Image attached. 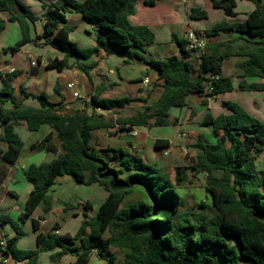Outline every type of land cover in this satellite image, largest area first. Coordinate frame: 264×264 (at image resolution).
<instances>
[{
  "label": "trees",
  "instance_id": "trees-1",
  "mask_svg": "<svg viewBox=\"0 0 264 264\" xmlns=\"http://www.w3.org/2000/svg\"><path fill=\"white\" fill-rule=\"evenodd\" d=\"M138 1L154 6L158 0H85L83 3L42 0L44 30L34 38L37 16L21 0H0V33L9 22H15L22 35L6 52L15 54L42 38L65 54L62 59H52L47 64L49 69L63 71L79 67L89 75V67L79 62L104 50L121 58L126 65L136 59L145 61L163 80V93L155 105L114 121L98 114L97 109L107 112L124 109L132 102L131 98H101L98 89L90 103L85 102L91 108L90 113L82 110L70 114L62 103H51L46 94L34 96L21 87L22 98L40 103L39 108L28 107L18 101L13 87L20 72H0V125L4 128L0 138L8 144V150L0 152L5 162L0 166V182L9 173L6 163L15 164L24 146L16 126L25 123L30 132L49 126L53 131L37 144L38 149L57 153L58 147L53 142L57 135L64 150L53 161L30 165L24 170L34 189L19 219L23 224L31 221L37 234V248L19 249L25 232L11 217L0 213V228L11 225L15 231L6 251H0V264L2 255L11 256L16 263L38 264L43 253H51L50 260L54 263L74 254L77 257L74 264H89L94 252L106 264H264V170L258 166L259 156L264 152V123L239 103L225 102L230 111L227 115L215 117L211 112L205 115L202 125L212 128L216 142L208 143L201 135L194 145L199 153L192 165L175 167L173 177L129 148L106 149L101 155L90 144L92 133L101 129L118 127L132 132L140 127L167 126L172 109L184 108L190 95H204L208 87L212 90L207 96L212 99L235 91L232 79L223 75V64L232 57L247 58L241 64L244 76L237 90L264 93V0H247L255 5V10L245 23L223 21L204 31L207 38L229 31L246 35L254 40L248 41L250 45L234 50L233 41L208 43L199 64L192 59L188 40L177 36L172 41L180 48V57L147 58L148 48L156 40L154 33L146 26H133L128 21ZM212 4L229 18L238 16L236 0H212ZM71 10L82 14L96 28L95 47L82 48L71 40L72 30L66 26ZM191 18L204 20L208 13L193 9ZM71 57L77 60L75 64H70ZM208 103L206 98L203 104ZM8 105L12 108H7ZM170 146L168 139L154 142L157 150ZM190 171L206 176V190L214 207L212 214L182 211L185 201L180 186L191 181ZM65 175L86 186L97 184L108 196L96 216L82 222L75 236L56 234L58 225L44 234L40 231L44 217L36 220L32 215L41 203L45 214L52 210L49 192L56 179ZM201 205L206 209L204 203ZM84 208L87 216L91 204L86 202ZM112 248L124 253L122 261L112 254Z\"/></svg>",
  "mask_w": 264,
  "mask_h": 264
},
{
  "label": "crops",
  "instance_id": "crops-1",
  "mask_svg": "<svg viewBox=\"0 0 264 264\" xmlns=\"http://www.w3.org/2000/svg\"><path fill=\"white\" fill-rule=\"evenodd\" d=\"M76 1L83 3L85 0ZM21 2L37 16L38 21L33 31V37L40 36L43 33L45 23V12L42 7V0H21ZM236 3L237 7L235 12L238 16L229 18L222 10L213 7L212 0H158L154 6H147L143 1H138L128 21L133 26H146L154 33L156 40L154 44L149 46L147 58L165 59L171 56L180 57V48L172 41L173 36H177L179 39H186L187 33L190 30L196 31V33L198 32V35L205 36L204 31L210 30L216 24L223 21L231 24L245 23L248 15L255 10V5L247 0H236ZM239 7H242L244 12H246L240 13L238 11ZM197 8L206 11L208 13V18L204 20L192 19V10ZM5 17H7V15H5ZM66 26L72 30L70 38L80 47L92 48L96 46V28L88 23L82 14L71 10L67 14ZM11 32L12 36L22 38L20 26L18 27V23L15 22H9L6 29L0 33V72H20V75L13 82V87L16 90L18 101H22L25 106L39 108L40 103L36 99L22 98L19 93L21 87H23L27 93L34 96L46 94L48 100L53 104L62 103L67 113L71 114L82 110H86L90 113L91 108L86 107L85 102L90 103L92 96L95 95L96 91L99 89L101 90V98H131L132 102L126 108L113 111L116 112L119 117L128 118L136 112L142 111L147 106L155 105L163 93V80L159 78L157 70L141 59H136L133 63L126 65L118 56L110 55L104 50H101L90 59L79 62V64L89 67V75L79 67L58 71L56 69H49L47 64L52 59L64 58L65 54L55 49L50 44H47L45 39L39 38L36 43L26 45L15 54L6 52L5 49L11 45ZM207 39L209 43H228L233 41L232 45L234 50H237L243 45H250L248 41H254L246 35L241 36L231 31L222 32L218 36ZM47 49H51L54 58H49L45 61L41 51ZM246 60V57H232L223 64V75L232 79L236 88L235 91L221 94L217 98L209 100L207 106L203 104V101L206 99L203 95H190L187 100V105L184 108H180L178 111L177 109L171 110L170 124L177 129V134L182 140L188 139L190 142H188V144H192L196 142V137L198 141L199 137L202 135L206 142H216V137L213 134L212 128L210 126H203L202 121L209 112L215 117L222 114H229L230 111L224 103L228 101L237 103L240 101L242 103V99L247 93H250L237 90L244 76L241 64ZM69 62L70 64H75L77 60L71 57ZM194 62L195 64H199L197 60H194ZM52 78L54 79L53 81ZM247 80L250 82L257 81V79ZM69 83L75 84L74 91L68 89L67 85ZM1 89L2 81L0 80V90ZM75 91L80 93L81 98H75L73 96V92ZM251 101L257 105L256 101H253V99H251ZM7 108H12V106L8 105ZM140 129L149 128L140 127L132 132L119 131L118 127L101 129L92 133L90 144L102 155L105 153L102 151L106 149L127 148L122 141L121 143L117 141L124 140L123 135L125 132L132 136L128 137L126 142H128L129 147L133 150L137 148L135 144H141V142L146 144L150 139L154 142L157 139H167L160 138L159 136L151 138L149 135L140 133ZM106 130H116V132L109 137ZM3 131L4 128L0 125V137ZM15 131L22 138L24 146L15 164L6 163L9 168V173L6 179L0 182V213L11 218L20 217V215L25 212V203L34 189L33 185L26 179L24 170L30 165L49 163L59 155L64 154L62 143L57 135H54L53 138V142L58 147L57 153L38 149L37 144L53 131L49 126H43L37 132H30L27 125L22 123L15 127ZM134 131H136L137 135H133ZM139 135L140 137L138 139L133 138ZM191 137H193V140H189ZM169 141L173 143L172 140ZM171 147L172 146L169 148ZM7 150L8 144L0 138V152H5ZM4 163L0 154V166ZM156 164L160 166L159 163ZM83 186L84 189H82ZM49 194L53 199L52 210L45 214L43 209L44 203H41L32 215V219L38 220L44 217V220L40 221V231L44 234L49 233L55 225H58L59 235L70 236H75L77 234L84 220L92 219L96 216L100 206L108 196L107 192L99 185L94 184L86 186L80 184L71 175L58 177ZM86 202H89L92 207L91 210L86 213L87 216L85 215L84 208ZM66 204L69 205L67 209ZM28 222H30L31 229L26 230L25 236L27 237L24 236L18 245L19 248L28 245L29 248L26 250H34L37 248V234L33 230L31 221ZM68 223H70V225H68ZM23 225L26 227L27 223ZM7 226L0 228V234L8 241L10 237L13 238L15 236V231L12 228L11 230L13 232L10 231L11 233H9ZM8 235L10 237H8ZM26 239L32 241L28 244L23 243ZM93 254L98 256L96 252ZM50 255L51 253L41 254L39 261L43 258L51 261ZM76 260L77 257L74 254H68L64 256L60 262L54 263L51 261V264H74ZM100 260V264H106L105 260L101 258ZM8 264L26 263H16L14 260H11Z\"/></svg>",
  "mask_w": 264,
  "mask_h": 264
},
{
  "label": "rangeland",
  "instance_id": "rangeland-1",
  "mask_svg": "<svg viewBox=\"0 0 264 264\" xmlns=\"http://www.w3.org/2000/svg\"><path fill=\"white\" fill-rule=\"evenodd\" d=\"M238 11L240 13L246 12V11L244 12V9L242 7H239ZM10 40H11L10 46H14L21 40V38H17V36H12V32H11ZM41 53L43 54V58L45 61H47L49 58H54V55L51 49L42 50ZM53 80L54 79L52 78V81ZM251 99H253V101H256L257 105L254 104V102H252ZM238 103L243 108H245V110H247L249 114H251L252 116H254L255 118H257L258 120L264 123V93H253V92L247 93L246 96L242 99V103L240 101H238ZM116 114H117L116 112H107V114L105 115V118L113 119L114 121H116L119 118V115L118 114L116 115ZM176 130L177 129L171 124L167 126H162V127L153 126L152 128H149V129H140V133H143L144 135H149L151 138L159 136L160 138H167L173 141V143H171V146H172L171 148H165L163 150L154 149V146H153L154 141L152 139H150V141H148V143L146 144H144V142H141V144L137 142L138 144H135L137 148L133 150L129 147L128 142H126L128 140V137H132V136H130V134L126 132L123 135L124 140H117V141L120 143L122 141V143L127 148L133 151L139 152L140 154H143L149 162L159 163L160 166L164 169V171L168 175L173 177L175 167L191 166L193 159L198 153V149L194 147L195 143L198 142L197 137L195 138V141H196L195 143L193 142L192 144H188L189 142L188 139L182 140L178 136ZM115 132L116 130H111V131L106 130V133L109 135V137ZM139 137L140 135L138 137H133V138L138 139ZM192 138L193 137H191V139L189 138V140H193ZM258 166L261 170H264V152H262L259 156ZM189 174H190L191 181L180 186V191L182 192L184 201H185V205L182 208V211L191 210V211H195L196 213H201V212L206 211V214H210V213L212 214L214 211V207L212 205L210 194L206 190V176L203 174H195L193 173V171H190ZM82 189H84V186L82 187ZM201 203L205 204L206 209L201 205ZM97 208H98V205H97ZM12 220L17 225H19V227L24 232H26V230L31 229L30 222H26L27 226L24 227L19 217H12ZM68 225H70V223H68ZM11 229H12L11 225H8L7 230L9 231V233H11L10 232L12 231ZM107 236H109V233L107 234ZM8 237L10 236L8 235ZM11 238L12 237H10L9 239ZM30 241L32 240L26 239L23 243L28 244ZM18 248H19V245H18ZM28 248H29L28 245H26L25 247L19 248V249L26 250ZM111 252L112 254L116 256L118 261L123 260L124 253L121 252L119 249L112 248ZM100 262L101 260L96 254L91 255L90 257L91 264H100ZM39 264H51V261L46 260V258H43L41 261H39Z\"/></svg>",
  "mask_w": 264,
  "mask_h": 264
},
{
  "label": "built area",
  "instance_id": "built-area-1",
  "mask_svg": "<svg viewBox=\"0 0 264 264\" xmlns=\"http://www.w3.org/2000/svg\"><path fill=\"white\" fill-rule=\"evenodd\" d=\"M186 39L189 42L188 49L192 52V59L197 60L198 62L201 61L203 56L207 52V45H208V39L205 36L198 35L196 31L190 30L187 33ZM35 65V63H34ZM213 79V77H212ZM68 89L71 91L75 90V84L74 83H69L67 85ZM212 88L208 87L205 91V94L203 95L206 97L208 100H211L212 98L207 96L208 93H210ZM73 96L75 98H81V95L78 91L73 92ZM97 113L100 115H106L107 111H104L102 109H97ZM134 135H136V131H134ZM56 234H59V231H56ZM7 239L0 234V251H6L7 248ZM13 260L11 256L6 257L2 255V264H8L9 261Z\"/></svg>",
  "mask_w": 264,
  "mask_h": 264
},
{
  "label": "water",
  "instance_id": "water-1",
  "mask_svg": "<svg viewBox=\"0 0 264 264\" xmlns=\"http://www.w3.org/2000/svg\"><path fill=\"white\" fill-rule=\"evenodd\" d=\"M2 260V259H1Z\"/></svg>",
  "mask_w": 264,
  "mask_h": 264
}]
</instances>
